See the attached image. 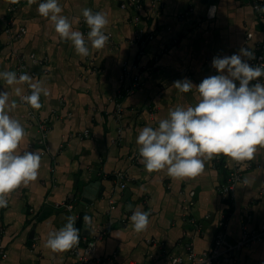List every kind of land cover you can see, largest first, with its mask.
Returning <instances> with one entry per match:
<instances>
[{
    "label": "crops",
    "instance_id": "1",
    "mask_svg": "<svg viewBox=\"0 0 264 264\" xmlns=\"http://www.w3.org/2000/svg\"><path fill=\"white\" fill-rule=\"evenodd\" d=\"M127 1L58 0L61 14L85 36L90 54L82 57L38 13L43 0H19L12 11V0H0V71L19 76L23 57L27 69L22 73L48 90L47 96L41 93L37 110L15 91L30 95L29 83L9 86L0 79V91H7L10 103L17 105L10 116L25 128L18 151L41 155L37 180L7 194L8 205L0 208V249L8 255L0 264H77L84 249L53 252L45 246L48 233L62 228L68 216L78 217L80 240L106 231L87 264H171L175 256L188 258L189 247L197 253L210 251L222 222L232 244L242 238L244 226L259 232L264 225V147L257 146L250 165L244 163L243 181L226 199L220 194L224 176L215 157L205 160L198 176L174 179L166 169L147 172L136 144L140 129L158 127L177 105L199 102L195 87L181 93L175 81L187 78L199 85L218 74L214 57L231 56L241 48L252 51L263 40L264 16L254 10L255 0H160L157 5L144 0L140 11L122 8ZM85 8L109 20L103 49L92 48L87 40ZM135 16L141 19L139 27L153 35L142 54L134 42ZM22 30L20 39H11ZM32 55L43 63L34 64ZM136 80L140 87L124 95L118 117V95ZM41 122L50 125L46 147L40 143ZM117 172L125 173V188L115 180ZM129 205L150 213L146 231H134ZM85 215L92 218L88 230ZM237 256L244 264H264V234Z\"/></svg>",
    "mask_w": 264,
    "mask_h": 264
},
{
    "label": "clouds",
    "instance_id": "2",
    "mask_svg": "<svg viewBox=\"0 0 264 264\" xmlns=\"http://www.w3.org/2000/svg\"><path fill=\"white\" fill-rule=\"evenodd\" d=\"M35 2L29 0V3ZM62 11L58 0H43L38 5V13L50 19L59 37L70 41L77 55L87 57L90 53L84 34L73 30ZM214 12L213 6L210 16ZM82 16L90 29L87 40L91 47L103 49L109 40L104 31L109 24L106 15L85 8ZM242 57L255 58L251 50L241 48L237 54L214 57L212 67L218 74L204 78L199 85L187 78L174 82L173 86L181 93L195 87L200 99L195 106L177 105L171 109L168 118L160 120L158 127L145 126L138 131L136 144L140 162L147 172L166 169L174 179L196 177L203 172L205 160L220 155L236 162L251 160L257 146L264 147V83H251L264 77V64L253 66ZM0 79L9 86L29 83L30 95H23L20 88L15 91L20 100L33 109L42 107L41 93L48 95V90L39 82L32 83L27 73L17 76L14 71H0ZM16 106L15 101L10 103L7 91H0V208L7 207V194L37 180L41 166L38 152L21 154L18 151L26 132L20 121L10 116ZM149 216V212L140 208L132 209L130 221L135 232L147 230ZM77 218L68 216L62 228L49 232L45 246L53 252L76 246L80 240V230L75 227ZM83 222L91 228L90 216L85 215Z\"/></svg>",
    "mask_w": 264,
    "mask_h": 264
},
{
    "label": "built area",
    "instance_id": "3",
    "mask_svg": "<svg viewBox=\"0 0 264 264\" xmlns=\"http://www.w3.org/2000/svg\"><path fill=\"white\" fill-rule=\"evenodd\" d=\"M12 1H13V6L9 9L10 11H12L15 8L19 0H12ZM143 1L144 0H129L122 4V8L125 9L128 7H132L136 11H140L143 6ZM151 1L155 5L159 4L160 2V0H151ZM263 6L264 5L259 0L253 1V8L256 11L258 17L260 18L264 16ZM140 20L141 19L139 16H135L133 20L134 24L138 27L135 32L134 42L135 44L138 45L140 54H142L144 52V48L147 45V42L153 39V35L145 33V31L139 27ZM83 23L86 24L85 19H83ZM6 31L7 33H10V29H7ZM24 33L25 31L22 30L19 34L15 36L10 35V37L11 39H20V37ZM252 52L254 53L255 58L247 59V62L253 66L264 64V38L253 48ZM30 59L34 64H37L38 62H40L41 64L43 63L42 61H38L34 57V55H32ZM19 62L20 63L17 66V70L18 73L21 74L23 71L27 69V64H26V60L23 57L20 59ZM256 82L264 83V77L258 78V80H254L251 83L254 84ZM139 87H140V83L138 80H136L129 88H127L125 93L123 92L119 93L116 104V110H115V114L118 117H121L124 110L122 104L124 95L134 94ZM39 128L41 132L40 143L46 147L50 125L45 122H41ZM88 135H89V131H86L85 136ZM137 156H139V153L137 154ZM228 159H229L228 157H225L224 155H220V156H216L214 160L215 166L218 167L223 172L224 178L220 186V194L222 197H225L226 199L227 198L229 199V197L232 196V193L236 185L243 181L244 163L247 162L248 165H250L249 163L250 160H245L241 162L234 161V163L231 165ZM114 178L117 181L123 182L121 184L122 188L126 187L125 173L117 172L116 174H114ZM63 206L69 209L72 208V205L67 203ZM220 225L222 229L217 233L214 247L210 251L197 253L192 247H189L188 258L183 259L182 257L175 256L171 259V264H224V263L244 264L243 261H241L240 258L237 256V252H239L244 247L250 246L251 244L259 241L262 235L264 234V225L262 226L261 231L259 232L249 231L248 228L244 226V232L242 238L235 244H232L227 240L226 233L223 230L225 223L222 222ZM105 236H106V231L100 230L98 235L94 238L83 237L79 241V243L76 246H74L75 253H78L81 249H84L85 251V255L81 256L78 259L77 264H87L89 262V257H88L89 254H91L94 251L97 242L104 239ZM7 256H8L7 253L0 249V259H5L7 258Z\"/></svg>",
    "mask_w": 264,
    "mask_h": 264
},
{
    "label": "water",
    "instance_id": "4",
    "mask_svg": "<svg viewBox=\"0 0 264 264\" xmlns=\"http://www.w3.org/2000/svg\"><path fill=\"white\" fill-rule=\"evenodd\" d=\"M210 2V4H215L216 3V0H211V1H209ZM83 195H84V193H83ZM90 204V203H89ZM86 229L85 230H88V227H85Z\"/></svg>",
    "mask_w": 264,
    "mask_h": 264
}]
</instances>
